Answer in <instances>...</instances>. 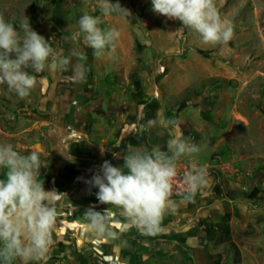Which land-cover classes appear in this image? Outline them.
<instances>
[{"label":"rangeland","instance_id":"374dc122","mask_svg":"<svg viewBox=\"0 0 264 264\" xmlns=\"http://www.w3.org/2000/svg\"><path fill=\"white\" fill-rule=\"evenodd\" d=\"M111 2L127 13L103 15L101 0H0V17L21 38L20 25L30 24L58 58L40 73L25 69L37 81L25 98L0 84V145L39 153L46 167L37 179L45 187L55 151L73 140L72 128L84 137L85 157L91 148L108 156L136 147L171 156L167 142L182 138L199 151L176 165L187 172L193 163L203 167L206 182L171 197L187 199L175 229L192 224L208 206L219 207L210 216L218 221L227 206L234 245L211 242L217 264H264V0H214L233 27L231 40L216 45L202 43L190 29L181 33L182 22L155 13L151 0ZM85 14L99 17L102 30L120 31L114 52L106 47L97 56L86 46L78 25ZM6 172L0 168V179ZM57 222L53 235L73 223L69 215ZM172 258L164 264H180ZM41 264L91 263L78 251L55 254L51 247Z\"/></svg>","mask_w":264,"mask_h":264},{"label":"clouds","instance_id":"9594fccd","mask_svg":"<svg viewBox=\"0 0 264 264\" xmlns=\"http://www.w3.org/2000/svg\"><path fill=\"white\" fill-rule=\"evenodd\" d=\"M151 3L155 13L181 21L183 27L179 31L183 33L187 28L198 33L204 44H224L233 37L231 22L221 18L214 0H151ZM100 8L105 16L112 12L127 13L126 8L111 0H101ZM100 23L99 17L87 14L78 20L86 46L97 56L106 47L114 52L121 35L116 28L102 30L98 27ZM20 28L22 38L13 24L0 17V84L6 83L20 98H25L37 83L36 77L25 69L40 73L50 59L57 57L48 40L30 24H21ZM167 149L171 156L159 148L151 152L129 150L123 156V167L105 160L92 179L86 181L99 189L96 196L101 204L120 208L130 225L149 235L162 231L164 216L174 206L171 196L177 174L175 161L199 151L196 145L176 137L169 139ZM42 166L46 167V162L41 161L36 151L24 155L10 144L0 145V168L7 169L6 178L0 179V264H12L17 258L20 264L34 261L41 264L54 244L57 204L65 193L45 190L44 183L37 179ZM185 181L194 193L206 182L205 169L193 163ZM84 216L89 231L98 236L111 235L108 209L101 213L90 206Z\"/></svg>","mask_w":264,"mask_h":264},{"label":"crops","instance_id":"0c3cea01","mask_svg":"<svg viewBox=\"0 0 264 264\" xmlns=\"http://www.w3.org/2000/svg\"><path fill=\"white\" fill-rule=\"evenodd\" d=\"M81 138L84 137H73L65 147L55 151L45 176V190L56 189L65 193L57 204V220L69 215L73 222L71 225L64 224V231L55 230L52 246L55 254L78 251L80 260L91 264H164L166 259L172 257L180 264H217L216 246L204 236V232L201 235L196 232L202 229L198 226L199 218L220 213L219 207L208 206L198 210L199 213L196 211L199 215L192 224L176 230L175 226H179L184 214L179 211V204L187 199H173L174 206L166 212L162 221V231L155 235L146 234L130 225L120 208L101 204L96 196L99 189L86 183L100 170L105 160L113 166L123 167V156L129 151L107 156L99 148H91L92 155L85 157L86 147L82 145L84 142L80 144ZM136 149L146 151L145 148ZM210 198L204 197L203 202H209ZM90 206H95V210L101 213L108 209L111 217L108 230L111 235L98 236L88 230L84 213ZM227 208L224 206L220 217L230 215ZM193 210L195 212L196 209Z\"/></svg>","mask_w":264,"mask_h":264},{"label":"trees","instance_id":"16d2710c","mask_svg":"<svg viewBox=\"0 0 264 264\" xmlns=\"http://www.w3.org/2000/svg\"><path fill=\"white\" fill-rule=\"evenodd\" d=\"M49 1L46 0V2ZM54 28L58 29L56 25H54ZM198 226L203 229L204 236L216 245L222 243H225L227 246L234 245L231 239L232 228L230 216L224 215L218 221H214L211 217H200ZM235 264H239V261H236Z\"/></svg>","mask_w":264,"mask_h":264},{"label":"built area","instance_id":"2783aa9c","mask_svg":"<svg viewBox=\"0 0 264 264\" xmlns=\"http://www.w3.org/2000/svg\"><path fill=\"white\" fill-rule=\"evenodd\" d=\"M176 168H177V174L173 178V191H172L171 197H175V196L191 191V189L189 188L188 184L185 181V174L188 171L186 169L188 168L183 169L182 167L177 166V165H176Z\"/></svg>","mask_w":264,"mask_h":264},{"label":"water","instance_id":"95a60500","mask_svg":"<svg viewBox=\"0 0 264 264\" xmlns=\"http://www.w3.org/2000/svg\"><path fill=\"white\" fill-rule=\"evenodd\" d=\"M72 135L76 138L83 137L81 133H78L74 128L71 129Z\"/></svg>","mask_w":264,"mask_h":264}]
</instances>
